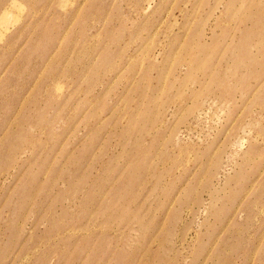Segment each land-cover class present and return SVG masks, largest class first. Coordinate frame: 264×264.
<instances>
[{
  "label": "rangeland",
  "instance_id": "obj_1",
  "mask_svg": "<svg viewBox=\"0 0 264 264\" xmlns=\"http://www.w3.org/2000/svg\"><path fill=\"white\" fill-rule=\"evenodd\" d=\"M0 264H264V0H0Z\"/></svg>",
  "mask_w": 264,
  "mask_h": 264
},
{
  "label": "bare ground",
  "instance_id": "obj_2",
  "mask_svg": "<svg viewBox=\"0 0 264 264\" xmlns=\"http://www.w3.org/2000/svg\"><path fill=\"white\" fill-rule=\"evenodd\" d=\"M0 39H2L1 36H0Z\"/></svg>",
  "mask_w": 264,
  "mask_h": 264
}]
</instances>
